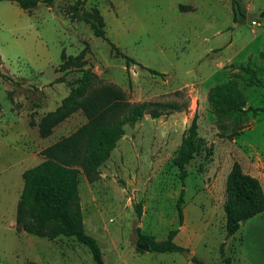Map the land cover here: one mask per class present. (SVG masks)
<instances>
[{
	"label": "rangeland",
	"instance_id": "obj_1",
	"mask_svg": "<svg viewBox=\"0 0 264 264\" xmlns=\"http://www.w3.org/2000/svg\"><path fill=\"white\" fill-rule=\"evenodd\" d=\"M70 6L97 10L109 41L138 64L126 65ZM263 51L264 0H52L50 6L40 0L31 10L0 1V264H95L72 237L47 240L15 228L22 172L86 122L78 109L39 134L40 118L81 74L61 67V53L80 55L96 83L113 84L125 100L159 112L124 125L96 179L78 175L83 227L103 264H193V255L221 264V242L231 264H264V210L229 237L223 211L234 161L264 191V112L218 118L207 98L212 87L232 80L244 108H264ZM194 115L208 149L194 155L181 180L172 158ZM137 227L156 240L177 229L173 241L188 251L143 250Z\"/></svg>",
	"mask_w": 264,
	"mask_h": 264
},
{
	"label": "trees",
	"instance_id": "obj_2",
	"mask_svg": "<svg viewBox=\"0 0 264 264\" xmlns=\"http://www.w3.org/2000/svg\"><path fill=\"white\" fill-rule=\"evenodd\" d=\"M12 1L24 10H31L40 0ZM42 1L47 6L52 3V0ZM69 12L88 23L93 34L106 40L111 50L120 55L126 65L130 62L138 64L134 58L121 52L109 41L105 35L103 18L97 10L80 12L75 6H70ZM260 55L264 57V51ZM80 58V55L65 57L61 53V67L70 69L73 65L81 74L72 82L61 103L40 118L39 134L42 137L48 135L55 124L78 109L84 113L86 122L71 134L46 147L42 151L45 158L22 172L23 185L16 205L15 228L47 240L58 236L72 237L88 248L95 264H103L96 240L83 227L78 175L82 171L89 181L96 179L98 167L109 158L124 133V125L136 121L147 111L151 116H157L159 112L149 107L148 102L131 103L125 100L124 92L113 84L96 83V74L84 67L83 60L77 61ZM149 71L158 74L153 69ZM207 98L218 118L239 120L250 110L253 113L264 112V108H244V97L232 80L212 87ZM204 149L208 147L205 139L198 134L194 115L172 158L181 180L186 176V165ZM225 189V236L229 237L237 232L243 221L264 210V191L259 180L244 172L237 161L232 163L227 173ZM182 195L181 189L176 203L179 223L182 221ZM136 212L140 215L139 207ZM176 232L177 229H171L166 238L156 240L151 235L141 233L137 227L136 243L147 245L148 251H188L173 241ZM219 254L221 264H231L230 257L224 255L223 242L219 245ZM191 260L193 264H206L195 255Z\"/></svg>",
	"mask_w": 264,
	"mask_h": 264
},
{
	"label": "water",
	"instance_id": "obj_3",
	"mask_svg": "<svg viewBox=\"0 0 264 264\" xmlns=\"http://www.w3.org/2000/svg\"><path fill=\"white\" fill-rule=\"evenodd\" d=\"M239 223H241V220H239ZM143 250H148V246L147 245H143L142 246ZM191 256L190 252L187 253V258H189Z\"/></svg>",
	"mask_w": 264,
	"mask_h": 264
},
{
	"label": "built area",
	"instance_id": "obj_4",
	"mask_svg": "<svg viewBox=\"0 0 264 264\" xmlns=\"http://www.w3.org/2000/svg\"><path fill=\"white\" fill-rule=\"evenodd\" d=\"M253 23H254V21H253Z\"/></svg>",
	"mask_w": 264,
	"mask_h": 264
}]
</instances>
